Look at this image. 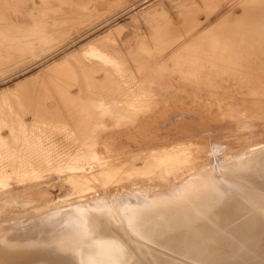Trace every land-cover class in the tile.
I'll return each mask as SVG.
<instances>
[{"label": "bare ground", "instance_id": "6f19581e", "mask_svg": "<svg viewBox=\"0 0 264 264\" xmlns=\"http://www.w3.org/2000/svg\"><path fill=\"white\" fill-rule=\"evenodd\" d=\"M203 2L201 7L179 4L181 24L170 25L154 36L142 34L139 46L128 57L119 46L116 54L101 50L103 40L66 57L65 64L74 63L67 71L75 82L72 90L105 91L103 97L117 91L119 95L110 97L112 103L101 100L99 93L96 99L91 94L84 100L87 108L89 104L94 110L103 109L106 118L95 127L86 129L84 125L79 138L86 148L59 146L53 138L63 136L67 127L36 122L35 116L27 121L29 116L22 115L21 127L14 124L16 120L0 127L1 201L13 196L10 184L3 180L7 175L17 173L23 188L51 186L52 182L38 176L50 168H55L61 187L70 184L81 192L75 199L52 204L62 207L60 211H49V206L42 213L18 210L3 215L6 210L1 208L0 264H264V148L241 145L236 152L221 153L216 143L234 132L228 120L242 114L238 98L242 92L253 98L250 112L264 113V85L249 83L257 51L264 49V0ZM62 9L70 12L74 8ZM3 43L6 41L0 38V56L5 55ZM156 54L159 56L151 58ZM11 56L22 57L12 46ZM32 82L17 84L14 90ZM4 94L0 93V101L8 96ZM147 94L155 99L152 102L158 101L157 107L160 104L152 114L143 110L142 104L150 102L145 100ZM178 94H185L191 106L184 98L178 100ZM200 95L210 98L209 107L217 106V110L199 109L205 105ZM110 104H132L135 114L125 117L119 113L123 106L117 113ZM107 119L130 125L121 132L119 128L109 132L104 130L110 127ZM169 125L174 127L170 131L185 135L187 142L177 143L160 133L161 127ZM119 137H132L130 144L134 145L124 148L121 158L111 159V154L120 152ZM141 143L153 146L147 155L135 152ZM80 157L81 163L77 161ZM133 171L152 175L122 183L124 195L96 191L88 197L92 182H123V176ZM157 188L163 190L162 197L171 198L168 208L159 199L163 207L156 206V198L151 200L157 201L155 206L144 204L148 208L128 203L136 194ZM111 207L115 212L108 211ZM87 214L91 221L83 220ZM120 222L126 226L124 232Z\"/></svg>", "mask_w": 264, "mask_h": 264}, {"label": "rangeland", "instance_id": "374dc122", "mask_svg": "<svg viewBox=\"0 0 264 264\" xmlns=\"http://www.w3.org/2000/svg\"><path fill=\"white\" fill-rule=\"evenodd\" d=\"M6 1L8 2L6 3ZM203 1L204 0H2L3 9L5 8L7 12L12 13L13 17L5 18L4 12L0 10V38L6 41V43H3V45L5 46L3 50L5 52V55L0 56V93L4 94V92L6 91L4 95L9 96H5L6 98L0 101V127L3 125L11 126L13 125L15 120L17 123L15 122L14 124H17V126L21 127L22 124L20 123H22V115L29 116L27 117V121L32 120L35 116V118H38V120H35L36 122H43V124H46V121L49 124L58 122L59 125H64L67 127V129H63V136L57 135L53 138V140H55L59 146L65 149H71L73 148V145L78 149H83L84 147L86 148L87 144L85 143V141L82 140V138H79L80 135L84 132L83 130L85 129V127L87 129L88 125H90L89 127H95L99 122L101 123L103 119L106 120V118H103L104 112L102 113V111H100L103 109L95 107L98 112H101L98 113L96 110H94L93 107L92 109L89 104L87 108L86 103H83L85 102L84 100L91 98L87 97L91 94L94 95L96 99V96L99 93L102 96L100 98L101 100L106 99V102L108 100V103H112L111 100L117 98V96L119 95H117V91H110L111 93L106 92L103 97V92L105 91L93 92L91 90H86V88H83L85 93L82 89L79 93L78 91L72 90V84H74L75 82L72 80V76L68 75L67 71H71L73 69L74 63L71 65L65 64L64 60L66 59V57L68 55L76 53L77 51L83 50L89 44L97 40H103L101 50L105 51L106 53L116 54L119 46L123 49L126 57H128L127 54L133 52L132 50H135L136 47L139 46L140 42L142 41V34H144V36L150 34L154 36L158 31H163L170 25L177 26L181 24L180 22H182V13L178 8L179 4H183L187 7L196 4L201 7L204 4ZM234 1L235 0H231L230 3H233ZM53 2H56V4H54ZM5 4L6 7H4ZM64 6L72 7L74 9L70 12H66L62 9ZM49 29L50 31H48ZM46 30L49 32V34ZM109 32H111L112 34ZM109 34L113 37H111ZM22 45L28 46L29 49L21 47ZM11 46L12 49L22 55V57L12 58ZM257 53L259 54V57L251 65L250 70L252 71L250 72L251 79H249V83H259V85H264V49L261 51H257ZM157 56H159V54H156L151 58L155 59V57ZM95 58L97 57L95 56ZM99 58L101 57L99 56L97 59ZM82 59L84 62H87V60H84V58ZM55 68H57V70H55ZM30 78H32L33 82H35L33 83ZM28 79L33 83V86L29 84L28 86L23 87L24 89L21 88L19 90H14V88H17V84L20 85V83L27 81L29 82ZM63 82H66L67 84ZM9 90H11L12 94ZM246 94L247 91H244L238 97L240 99L239 106L242 114H236L234 116V119L228 120L229 122L230 120L232 121V123L230 122V124L234 125V132L223 135V138L218 141L219 143L216 142L217 146L220 147L221 153L236 152L239 150V147L241 145L245 147H251L255 144H259L260 148H264V113H252L249 111V109L252 108L251 105L253 98L248 97ZM146 96L147 97L145 100L150 102L142 104L144 106L143 110H147V112L152 114L151 112H153L154 109L160 108V104L157 107L156 105L158 104V101L154 103L152 101H154L155 99L151 95L147 94ZM110 97H113V99ZM199 97L200 102L205 104L203 105V107H199V109L210 112L217 110V106L209 107L208 103L210 98H207L205 95H200ZM177 98H179L178 100L183 101L185 99V101L189 103V98L185 94H178ZM205 100L208 102L206 103ZM17 104H19L20 106H16ZM82 104H84L86 107L84 105L82 106ZM110 106L114 107L115 105L110 104ZM120 106H123L121 107L122 112L120 111ZM10 107L13 109H9ZM145 107H147V109ZM148 109L150 110L148 111ZM93 110L94 112H92ZM111 110H113V108ZM114 110H117L115 111L117 113L120 111L119 113L123 114V116L125 117L129 116L132 118L135 114V109L133 108L132 104L116 105L114 107ZM3 111L4 113L2 114ZM30 111L34 113H32L33 116L31 115ZM95 111L96 114L95 116H93ZM8 112H11V116L10 113L8 114ZM89 115H91V117H88ZM6 117H10L11 120L10 118L8 119ZM107 120L110 127L107 126L108 129L105 128L104 130H107L109 132H112V130L110 129L116 130L118 128L120 131H117L121 132V130H123L122 128H126V126L130 125L129 123L125 122L123 123V126V124L116 123L114 120ZM233 120L235 122H233ZM90 121L92 122V125ZM171 128L174 127L170 125L161 127L160 133L169 140H176L177 143L187 142L185 135H182L180 131H170ZM197 130H199V128L195 131ZM118 140L119 142H121V145L119 144V148H117L118 150L120 149V152L111 154V159L121 158L123 151H125L124 148L129 146L130 143H133L132 137H119ZM124 140H127L126 143ZM133 145L134 144H130L131 147H133ZM152 147L153 146L151 145V143H141L140 146L138 145L137 147H135V152L147 155L148 152L151 151ZM139 150H141V152ZM146 152L147 154H145ZM196 153H198V151H196ZM83 154L85 155V153ZM99 154L102 157H107L106 154L102 153L101 151H99ZM76 156L77 155H74V157ZM85 157L87 156L85 155ZM77 158L78 156L76 157V159ZM82 160L83 158L80 157V159L77 161L81 163ZM77 161L74 162L77 163ZM46 170H44L45 172L41 171L42 173H38V176L42 180H46V182H48L49 184L50 182H52L51 186L40 185L37 187V185H30L27 186L28 188H23L18 183L19 180L17 178L19 177L17 173H10L6 176V178L3 179L4 182H8L10 184L9 191L13 193V196L11 198H7V195L5 196L4 200H0V209L5 208L2 210V212H4V210H6L7 212H4L3 215H8L18 210L20 212L29 210L31 212L42 213L45 210H49V206L51 207L49 211H60L62 207L56 208L57 205L52 206V204L60 202L65 198L75 199L80 196L81 192L77 187L71 186L70 184H66L64 185V187L60 186V182L55 176V174L57 173L55 171V168H50L48 172H46ZM138 174L139 173H134V171L125 174L123 176V182L106 184L107 180H96L90 184V188L92 189V191L91 195L88 197L95 196L94 193L96 191H98V194H103L104 192H117L116 194L124 195L126 194V190L121 189V186L124 185L122 183H126V185H128L130 182L144 179L152 175ZM127 177L129 178V180L131 178L132 179L128 181ZM151 191H149V193L147 192L146 194H136L133 199H131V201L133 202L128 203L133 204L135 202V205H133L135 207L137 206L138 209L139 206L141 207L145 203H150L151 206H155L158 199L160 200V202L162 201L161 203L164 204V207H166V204L170 203L169 199L171 198L167 197L169 199H166L165 196L163 197L167 201L164 202V199L162 197V195H164V192L162 189L157 188L152 189ZM149 197H151V199H149ZM155 198L157 201L155 202L154 200V202H152L151 200ZM179 198L182 199L181 195L178 196V199ZM149 201H151L152 203ZM24 202H29V206H26ZM160 202L158 201V205L156 206L159 207ZM174 204H178V202H175ZM146 205H144V208L148 206ZM151 206L149 205V207ZM166 208H168V205ZM114 209L115 207H111L108 209V211L110 212V210H112L111 212L113 213L115 212ZM97 212L98 211H96L95 214ZM99 213L100 212H98V214ZM83 220L91 221V214H87ZM121 224L123 225V222ZM122 225V230L120 231L124 232L126 226Z\"/></svg>", "mask_w": 264, "mask_h": 264}, {"label": "crops", "instance_id": "0c3cea01", "mask_svg": "<svg viewBox=\"0 0 264 264\" xmlns=\"http://www.w3.org/2000/svg\"><path fill=\"white\" fill-rule=\"evenodd\" d=\"M8 1H6V3H7ZM10 3V2H9ZM4 7H6V4L4 5ZM0 10L2 11V12H4V16H5V18H12L13 17V14L12 13H10V12H7V10L4 8L3 9V2H2V0H0Z\"/></svg>", "mask_w": 264, "mask_h": 264}]
</instances>
